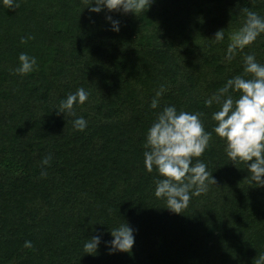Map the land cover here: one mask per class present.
<instances>
[{"label":"trees","instance_id":"trees-1","mask_svg":"<svg viewBox=\"0 0 264 264\" xmlns=\"http://www.w3.org/2000/svg\"><path fill=\"white\" fill-rule=\"evenodd\" d=\"M0 264H264V0H0Z\"/></svg>","mask_w":264,"mask_h":264}]
</instances>
